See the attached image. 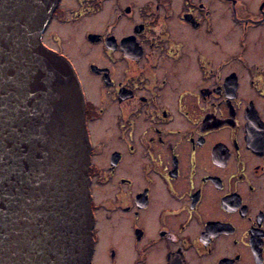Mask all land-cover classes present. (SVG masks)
I'll use <instances>...</instances> for the list:
<instances>
[{"label": "flooded vegetation", "instance_id": "obj_1", "mask_svg": "<svg viewBox=\"0 0 264 264\" xmlns=\"http://www.w3.org/2000/svg\"><path fill=\"white\" fill-rule=\"evenodd\" d=\"M90 145L91 264H264V0H57Z\"/></svg>", "mask_w": 264, "mask_h": 264}, {"label": "water", "instance_id": "obj_2", "mask_svg": "<svg viewBox=\"0 0 264 264\" xmlns=\"http://www.w3.org/2000/svg\"><path fill=\"white\" fill-rule=\"evenodd\" d=\"M56 4L0 0V264H91L83 96L41 42Z\"/></svg>", "mask_w": 264, "mask_h": 264}]
</instances>
